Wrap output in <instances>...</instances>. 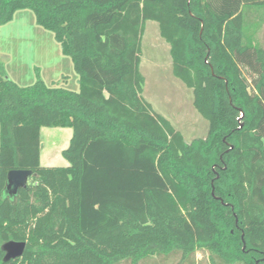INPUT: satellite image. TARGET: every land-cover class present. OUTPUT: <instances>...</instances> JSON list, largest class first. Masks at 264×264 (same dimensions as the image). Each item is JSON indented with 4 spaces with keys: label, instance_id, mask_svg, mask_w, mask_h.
<instances>
[{
    "label": "trees",
    "instance_id": "obj_1",
    "mask_svg": "<svg viewBox=\"0 0 264 264\" xmlns=\"http://www.w3.org/2000/svg\"><path fill=\"white\" fill-rule=\"evenodd\" d=\"M52 31L79 90L0 65V264H264V0H0ZM146 20L171 46L206 136L186 141L141 95ZM242 114V116H241ZM69 126L67 166L39 163ZM32 171L5 188L10 170ZM26 243L3 261L1 246ZM244 245V247H243Z\"/></svg>",
    "mask_w": 264,
    "mask_h": 264
},
{
    "label": "rangeland",
    "instance_id": "obj_2",
    "mask_svg": "<svg viewBox=\"0 0 264 264\" xmlns=\"http://www.w3.org/2000/svg\"><path fill=\"white\" fill-rule=\"evenodd\" d=\"M256 38L264 46V23ZM0 53L3 69L8 66L18 70V74L23 73L21 85L33 83L39 74L48 85L55 82L69 90H79L78 75L71 58L62 52L52 31L35 22L30 9L17 10L10 21L0 25ZM3 54H8L11 59L6 60ZM21 60L22 64L17 65ZM173 63L171 46L160 36L157 22L146 20L139 54V68L145 77L141 95L186 141L203 138L208 123L193 107L191 89L173 75ZM71 134L69 126L40 127L41 166L68 165L61 152L68 146ZM150 263L146 261V264ZM195 264H209L207 254L197 251Z\"/></svg>",
    "mask_w": 264,
    "mask_h": 264
},
{
    "label": "water",
    "instance_id": "obj_3",
    "mask_svg": "<svg viewBox=\"0 0 264 264\" xmlns=\"http://www.w3.org/2000/svg\"><path fill=\"white\" fill-rule=\"evenodd\" d=\"M31 174L32 171L28 169L10 170L6 176V190L14 193L18 188L25 187ZM25 246L26 243L24 241L9 240L4 242L1 246V250L4 253L3 261L20 257L24 252Z\"/></svg>",
    "mask_w": 264,
    "mask_h": 264
},
{
    "label": "crops",
    "instance_id": "obj_4",
    "mask_svg": "<svg viewBox=\"0 0 264 264\" xmlns=\"http://www.w3.org/2000/svg\"><path fill=\"white\" fill-rule=\"evenodd\" d=\"M1 54V53H0ZM4 57H6V60H10L11 57L8 55V54H3ZM22 60L21 61H18L17 62V65H20L22 64ZM4 71H5V74L10 78L12 79L13 81H15L17 84L21 85V82L20 80L22 79V76H23V73L21 74H18V70H16L15 68L11 67V68H8V66L4 67ZM29 74V73H28Z\"/></svg>",
    "mask_w": 264,
    "mask_h": 264
}]
</instances>
